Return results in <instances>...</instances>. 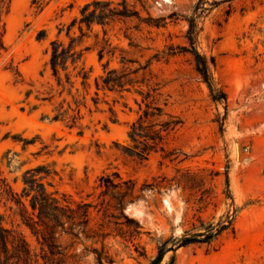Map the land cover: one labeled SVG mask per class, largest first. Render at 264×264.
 Returning a JSON list of instances; mask_svg holds the SVG:
<instances>
[{"label": "rangeland", "instance_id": "1", "mask_svg": "<svg viewBox=\"0 0 264 264\" xmlns=\"http://www.w3.org/2000/svg\"><path fill=\"white\" fill-rule=\"evenodd\" d=\"M33 1L12 0L5 18L8 51L0 60V166L13 189L22 193L25 172L43 166L37 177L48 191L97 206L92 212L94 226L103 217L98 211L101 176L118 171L124 178L134 179L137 190L156 185L125 208V214L143 226L135 241L139 246L116 235L105 240L116 264H150L158 253L159 237L166 240L193 234L194 225L217 222L226 213L230 200H225L224 172L229 165L238 209L234 229L208 245L170 250L161 264H264V0H207L210 11L199 19L198 49L214 58L211 72L218 88L226 93V103L212 99L192 55L183 51L188 46L185 17L191 16L198 0H126L140 18L151 17L166 24L162 27L148 26L133 16L110 26L85 28V62L92 69L86 100L92 112L82 108V134L77 127L43 118L52 116V106L37 96L47 95L54 84L50 42H67L68 25L92 0H51L40 11ZM72 33L79 35L77 27ZM104 46L106 53L100 60L98 53ZM171 48L176 53L165 55ZM155 54L162 59L153 60L137 77L144 83L122 94L99 91L95 107L94 82L104 74V64L120 70L124 68L122 56L145 64ZM136 66L138 63L131 65ZM77 85L81 98L85 92L79 82ZM137 89L150 91L154 97L143 102ZM153 99L183 121L168 141L167 147L178 152L173 162L161 152L141 160L124 150L132 145L128 136L132 124ZM46 171L50 172L47 177ZM215 172L219 175L214 176ZM186 174H190V189L177 186ZM8 206L0 201L4 225L22 232L32 248H38L36 238ZM62 243L69 245L71 239L65 237ZM74 246L76 250L73 247L71 252L86 254L83 264H96L94 253H87L84 247L100 249L101 242L86 240Z\"/></svg>", "mask_w": 264, "mask_h": 264}, {"label": "trees", "instance_id": "2", "mask_svg": "<svg viewBox=\"0 0 264 264\" xmlns=\"http://www.w3.org/2000/svg\"><path fill=\"white\" fill-rule=\"evenodd\" d=\"M49 1L51 0H34L33 4L40 11ZM206 3H208L207 0H198L192 9L191 16L185 17L188 23L186 32L188 46L183 47V51L192 55L195 69L202 81L207 84L212 99L226 103V93L218 88L211 72V66L215 65L214 58H208L198 49L199 35L202 30L199 19L205 12L210 11ZM11 4L12 0H0V60L8 51L5 18L10 12ZM209 5L214 6L213 3ZM133 16L148 23V26L166 25L158 24L151 17L147 20L140 18L126 0L118 3L111 0H92L83 5L80 17L72 19L68 25L66 29L68 41L54 39L50 42L49 66L54 84L47 95L37 96V99L52 106V116L46 114L43 118L61 121L69 128H79L81 134L84 132L81 123L84 118L82 108L92 112L86 100V95L91 88L92 69L86 67L85 53L88 48L83 47V39L86 37L84 29L90 31L95 24L103 27L110 26L115 21H123ZM75 27L79 30V35L72 33ZM61 32L62 29L59 30V33ZM105 49L106 46L99 50L100 60L104 58ZM171 49L172 52L165 55L171 56L176 53L173 48ZM161 59L162 56L155 54L145 64H141L137 60L122 56L121 63L124 68L120 70L109 68L108 62L104 64V74L95 78L94 82L97 97H93L92 100L95 107L97 108L99 104V91L120 94L129 92L135 85L144 83V79L140 81L137 78L138 75L141 72L145 73L153 60ZM135 63H138V66L131 67ZM16 73L20 76L18 71ZM78 82L85 92L81 98H79ZM137 92L142 96L143 102L154 97L150 91L144 92L137 89ZM30 94L31 91L27 93V97ZM37 108L38 105H35L34 109ZM110 111L114 116V110L110 108ZM182 123L180 117L165 112L164 108L153 99L146 103V107L132 124L128 134L132 145L125 146L124 150L141 160L146 159L151 153L161 152L164 159L173 162L178 158V152L176 149L167 147L168 141ZM44 169L45 167L40 166L27 170L23 177L25 188L22 193H18L3 176L0 166V201L4 205H9V209L20 217L21 224L30 230L38 243V248H32L22 232L4 225V215L0 214V264H83L86 254L71 252V249L74 247L73 249L76 250L74 245L84 243L86 240L102 243L100 249L92 248L90 251L87 246L84 247L87 253H94L96 264H116L105 245V240L109 236H120L124 242H131L136 248L139 246L135 241L143 233V226L138 220L125 214V208L129 203L144 196L145 189H154L156 185H144L137 190V182L132 178H124L118 171L101 176L98 187L101 188L102 201L98 211H102L103 217L100 223L93 226L92 212L97 206L83 199L75 200L69 194L63 193L59 196L58 192L48 191L41 179L37 177ZM229 169L230 166L227 165L224 172L225 200H230L226 213L217 222L201 221L199 225H194L193 229L196 232L193 234L186 233L180 238L172 236L166 240L159 237L157 239L158 253L150 264H161L165 254L170 250L175 251L177 248L193 244L208 245L222 233L234 229V219L238 209L231 190ZM45 175L49 176L50 172L46 171ZM217 175L219 172L214 173V176ZM177 186L190 189L192 187L190 174L178 180ZM111 224L115 227L112 228ZM113 231H116V234H113ZM65 237L71 239V244L63 245ZM170 242L172 246H168Z\"/></svg>", "mask_w": 264, "mask_h": 264}]
</instances>
